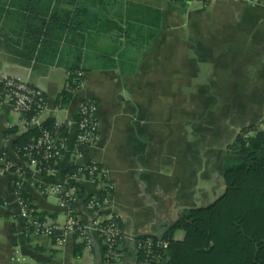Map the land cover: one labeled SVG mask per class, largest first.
Here are the masks:
<instances>
[{"label": "crops", "instance_id": "0c3cea01", "mask_svg": "<svg viewBox=\"0 0 264 264\" xmlns=\"http://www.w3.org/2000/svg\"><path fill=\"white\" fill-rule=\"evenodd\" d=\"M73 71H82L83 87L59 102ZM0 75L43 92L46 118L68 125L70 146L80 105L96 103L99 141L84 163L100 165L112 187L100 212L116 216L122 228L119 264H136L131 241L162 236L186 211L222 197L229 147L244 129L264 127V0L255 8L231 0L209 7L172 0H0ZM24 120L0 84V154L20 168L14 143L27 131ZM78 164L67 153L54 178L33 167L0 174V264H105L96 235L90 248L70 236L58 249L28 234L13 192L20 187L49 223L63 226L70 212L91 223L96 212L88 201L102 190L67 177ZM54 184H76L81 200L61 208L43 193ZM174 239L182 241L184 232Z\"/></svg>", "mask_w": 264, "mask_h": 264}, {"label": "built area", "instance_id": "2783aa9c", "mask_svg": "<svg viewBox=\"0 0 264 264\" xmlns=\"http://www.w3.org/2000/svg\"><path fill=\"white\" fill-rule=\"evenodd\" d=\"M174 3L192 4L201 3L209 7L215 0H172ZM235 3H246L255 8L260 0H231ZM78 84L75 90L83 87V74L76 73ZM0 84L4 99L21 114L32 115L25 119L21 127L25 130L39 129V140L24 149L22 158L23 170L12 160L6 152L0 154V174L15 169L18 172L29 171L33 167L37 174L54 178L59 171L62 159L67 153L72 155L77 164L76 172L67 175L69 179L81 181L84 179L95 182L104 193L102 198H91L88 207L96 212L91 223H84L79 217L67 214V221L63 226L49 223L45 218L16 193L15 197L26 221V231L38 239L50 240L58 249H63L70 236H76L82 243L90 248L96 235L103 247L107 249L105 264H119L123 261V253L119 250L120 243L124 240L122 228L116 216L102 214L100 209L103 203L110 200L112 187L106 183L104 169L95 163H84L88 151L95 147L99 141V122L97 118V105L92 100L84 101L79 108L77 134L74 143L70 146L68 137H61L57 131L49 132L42 126L46 118L47 103L43 92L32 87L27 81L7 75H0ZM60 125V124H57ZM66 125V124H65ZM68 131V125H66ZM82 164V165H80ZM21 190L20 187H16ZM78 186L54 184L46 187L43 193L55 197L63 209H71L81 198L78 196ZM102 196V195H101ZM136 254V264H165L167 261L165 241H132ZM139 256V258H138ZM18 261V260H17Z\"/></svg>", "mask_w": 264, "mask_h": 264}, {"label": "trees", "instance_id": "16d2710c", "mask_svg": "<svg viewBox=\"0 0 264 264\" xmlns=\"http://www.w3.org/2000/svg\"><path fill=\"white\" fill-rule=\"evenodd\" d=\"M78 72L82 73H71L59 102L66 103L70 99L78 84ZM23 116L28 119L32 115ZM42 126L49 132L57 131L59 136L67 137L66 125L46 119ZM249 132L254 135L246 137ZM40 136L39 129L22 134L14 143L18 156L22 158L24 149L36 143ZM229 155L222 175L226 190L212 206L186 211L175 226L158 239L140 237L133 241H165L168 244L165 264H264V128L244 129L229 147ZM75 172L76 168H73L67 173ZM13 192L31 205L24 191L14 187ZM81 194L79 189L78 196ZM103 196L104 193L101 198ZM176 231L184 232L182 241L174 239Z\"/></svg>", "mask_w": 264, "mask_h": 264}, {"label": "water", "instance_id": "95a60500", "mask_svg": "<svg viewBox=\"0 0 264 264\" xmlns=\"http://www.w3.org/2000/svg\"><path fill=\"white\" fill-rule=\"evenodd\" d=\"M215 202H216V201H215ZM215 202H214V203H215ZM214 203H213V204H214ZM213 204H212V205H213ZM212 205H210V206H212ZM210 206H208V207H210ZM199 208H202V207H198V208H196V209H199ZM203 208H204V207H203ZM176 223H177V221H176ZM176 223H175V224H176ZM175 224H174V225H175ZM174 225H173V226H174ZM170 229H171V228H170ZM170 229H167V230H170ZM167 230L163 231V233L166 232ZM140 237H152V238H154V239H158V238L161 237V234H160V235H154V236H152V235H149V236H148V235H141V236H138V237L134 238V240H136V239H138V238H140ZM131 242H132V241H131ZM131 242H130V243H131ZM135 255H136V254H135Z\"/></svg>", "mask_w": 264, "mask_h": 264}, {"label": "rangeland", "instance_id": "374dc122", "mask_svg": "<svg viewBox=\"0 0 264 264\" xmlns=\"http://www.w3.org/2000/svg\"><path fill=\"white\" fill-rule=\"evenodd\" d=\"M196 6H193L192 8H195ZM259 128V127H258ZM264 127L259 128L260 130L263 129ZM254 135V132H249L245 134L246 137H252ZM170 146V145H169Z\"/></svg>", "mask_w": 264, "mask_h": 264}]
</instances>
